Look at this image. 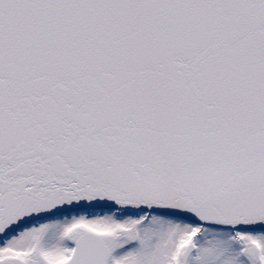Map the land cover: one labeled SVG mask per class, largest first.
Masks as SVG:
<instances>
[{
	"label": "snow or ice",
	"instance_id": "6c2138e0",
	"mask_svg": "<svg viewBox=\"0 0 264 264\" xmlns=\"http://www.w3.org/2000/svg\"><path fill=\"white\" fill-rule=\"evenodd\" d=\"M0 264H264V0H0Z\"/></svg>",
	"mask_w": 264,
	"mask_h": 264
}]
</instances>
